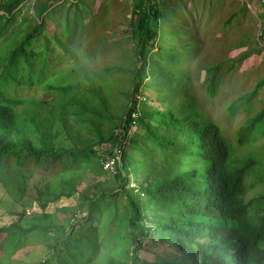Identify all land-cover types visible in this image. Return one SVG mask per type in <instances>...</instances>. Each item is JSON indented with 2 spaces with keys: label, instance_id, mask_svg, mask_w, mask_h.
Here are the masks:
<instances>
[{
  "label": "trees",
  "instance_id": "obj_1",
  "mask_svg": "<svg viewBox=\"0 0 264 264\" xmlns=\"http://www.w3.org/2000/svg\"><path fill=\"white\" fill-rule=\"evenodd\" d=\"M61 1L0 3V161L14 164H0L3 197L12 204L0 215V264H264V188L247 200L264 186V158L252 151L239 161L235 143L192 97L193 33L181 32L164 1L155 8L133 0L134 68L96 71L70 55L79 40L68 42L73 52L60 49L75 33L66 4L52 33L51 9ZM243 37L242 48L255 44ZM61 51L73 58L66 67ZM220 69L208 68L211 97ZM227 110L236 115L238 106ZM263 136L264 109L239 130V144ZM118 154L116 177L103 162ZM108 174L118 187L86 183L88 175ZM37 176L44 184L27 215V182Z\"/></svg>",
  "mask_w": 264,
  "mask_h": 264
},
{
  "label": "rangeland",
  "instance_id": "obj_2",
  "mask_svg": "<svg viewBox=\"0 0 264 264\" xmlns=\"http://www.w3.org/2000/svg\"><path fill=\"white\" fill-rule=\"evenodd\" d=\"M5 1L0 0V3ZM74 1L62 0L58 3L59 5H55L51 9L52 20L49 21V25L54 31L52 33L57 31L55 21L62 19L60 4H66L70 17L65 19L71 23L70 26L75 32L72 34V38L65 39L60 49L65 52H73L74 46L69 43L75 45L79 40L76 46L79 47L78 51L70 55L78 53L79 58L90 64L92 70L99 71L105 66L118 65L127 70L123 74H128V70L135 66V59L132 55L133 43L129 41L128 34L133 0H84L80 1L77 11V5H73ZM163 1L165 11L168 12L169 7L173 17H179L181 32L191 31L198 43L197 47L190 51L189 56V68L192 73L190 90L192 97L199 102L202 110L207 112L210 118L224 129L232 143H235L234 147L237 149L239 161L248 158L252 151L257 159L263 160L264 136L257 143L252 142L244 146L239 144V130L246 125L247 121L259 115L264 109V82H262L264 80V44L258 42L260 32L264 29L263 2L261 0H225L223 4H218L217 0ZM242 8H245L244 14L234 19V22L226 28L224 21L229 19L232 14L241 11ZM54 9L57 11L55 12ZM60 24L58 28L62 31L65 28ZM173 30H176L175 26ZM244 34L255 44L250 43L242 48ZM170 40L173 44L177 42L175 37H171ZM179 40L181 43L185 41L182 37ZM53 47L59 46L53 42ZM62 51L59 56V65L66 67L73 62V58H66ZM156 51L154 54L157 53ZM242 57L246 58L242 59ZM57 58L58 56H55L54 60ZM215 65H220L221 69L215 75L218 87L216 96L211 97L206 81L212 76L208 73V68ZM66 81L67 83L73 82L70 77L65 78L64 82ZM260 83L262 84L258 86ZM24 96H27V93ZM150 96H152L151 102L155 105L156 96H153L150 91H145L144 97L149 98ZM231 104L238 106L236 115L227 110ZM126 151L128 154L131 152L128 148ZM109 159L104 162H114V168L106 170L117 177L119 154L117 157H109ZM0 164L12 166V168L14 166L11 159L1 160ZM1 171L2 169H0ZM85 180L87 184H93L96 180L97 182L104 180L111 188L118 187L120 184V179L112 178L109 174L106 177L96 178L88 175ZM27 183L31 190L27 197L24 196L26 198L23 203L27 211L33 213L32 198L43 186L44 178L37 176L29 179ZM263 188L264 186L252 188L247 195V200L252 198L257 191L260 193ZM3 196L4 191L0 185V215L4 213L6 207L12 206L10 201ZM34 239L39 244L44 242L38 235ZM144 243H147L146 239ZM143 255L145 257L147 253L144 252Z\"/></svg>",
  "mask_w": 264,
  "mask_h": 264
},
{
  "label": "built area",
  "instance_id": "obj_3",
  "mask_svg": "<svg viewBox=\"0 0 264 264\" xmlns=\"http://www.w3.org/2000/svg\"><path fill=\"white\" fill-rule=\"evenodd\" d=\"M151 1V4L156 8L160 5V3L162 2V0H150ZM262 34V32H260V35ZM114 162H111V161H107L106 163L103 162V167L104 169H108V168H111L113 169L114 168V165H113ZM107 171V170H106Z\"/></svg>",
  "mask_w": 264,
  "mask_h": 264
},
{
  "label": "clouds",
  "instance_id": "obj_4",
  "mask_svg": "<svg viewBox=\"0 0 264 264\" xmlns=\"http://www.w3.org/2000/svg\"><path fill=\"white\" fill-rule=\"evenodd\" d=\"M33 213H31V211H27V215H32Z\"/></svg>",
  "mask_w": 264,
  "mask_h": 264
},
{
  "label": "crops",
  "instance_id": "obj_5",
  "mask_svg": "<svg viewBox=\"0 0 264 264\" xmlns=\"http://www.w3.org/2000/svg\"><path fill=\"white\" fill-rule=\"evenodd\" d=\"M162 2H163V0H162Z\"/></svg>",
  "mask_w": 264,
  "mask_h": 264
}]
</instances>
